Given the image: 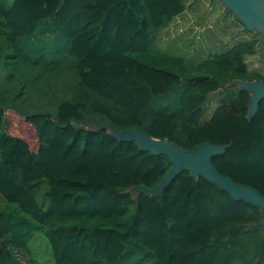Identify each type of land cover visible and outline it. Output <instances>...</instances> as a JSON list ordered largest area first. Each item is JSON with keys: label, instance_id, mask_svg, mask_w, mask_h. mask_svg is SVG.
<instances>
[{"label": "trees", "instance_id": "1", "mask_svg": "<svg viewBox=\"0 0 264 264\" xmlns=\"http://www.w3.org/2000/svg\"><path fill=\"white\" fill-rule=\"evenodd\" d=\"M184 7L0 0V264H38L36 230L52 264H264V236L248 227L257 206L184 168L158 194L131 196L128 186L155 185L171 162L83 127H135L186 149L224 143L211 156L218 171L264 195V96L247 117L250 93L225 85L264 80L246 61L262 36L240 26L249 37L187 64L157 42ZM8 113L28 129L8 130Z\"/></svg>", "mask_w": 264, "mask_h": 264}, {"label": "water", "instance_id": "2", "mask_svg": "<svg viewBox=\"0 0 264 264\" xmlns=\"http://www.w3.org/2000/svg\"><path fill=\"white\" fill-rule=\"evenodd\" d=\"M220 1L224 9L230 10L243 27L261 34L262 40L258 43L257 50L261 56L262 64H264V0ZM229 83L236 84L239 89L247 90L250 93L246 110V116L250 117L256 109L257 102L264 96V80L260 78L252 80L233 78ZM83 127L90 129L105 128L106 132L113 137V140L128 141L133 139V143L139 149L148 150L153 154L163 153L166 155L167 160L171 162L167 171L155 185L150 187L142 184L130 185L126 188L130 194L129 189L134 190V195L140 191L146 194H158L170 179L184 168L188 170L190 179L203 176L227 191L231 198L243 199L250 202V206H257L260 220L250 224L248 227L259 230L264 236V195L253 187L236 182L228 175L220 173L211 161L213 154H221L224 150V143H213L205 140L190 149H186L170 140L145 135L135 127L119 129L109 123L84 125ZM134 195L131 194V196Z\"/></svg>", "mask_w": 264, "mask_h": 264}, {"label": "rangeland", "instance_id": "3", "mask_svg": "<svg viewBox=\"0 0 264 264\" xmlns=\"http://www.w3.org/2000/svg\"><path fill=\"white\" fill-rule=\"evenodd\" d=\"M234 18L236 17L230 10L224 9L220 0H185L184 9L175 15L166 27L158 30L157 42L165 52L177 54L182 57L185 63L194 64L227 48L231 42L228 36L231 37V35H225L229 34L228 31L232 26V23L229 24L227 20H234L236 25L242 26L237 21L238 19ZM246 61L249 68L261 67L264 69L259 52L246 57ZM229 82L230 80L225 85L233 84ZM216 94V91L209 93L207 103H205L204 116H207L218 102ZM6 118L8 119L6 128L12 133L18 134L20 130L28 129L13 114L8 113ZM26 137L32 139L30 134H27ZM129 190L134 195V190ZM36 195L38 199L41 197L40 190ZM0 202H3L1 196ZM29 244L38 264H52L50 249L41 230H36L33 233Z\"/></svg>", "mask_w": 264, "mask_h": 264}, {"label": "crops", "instance_id": "4", "mask_svg": "<svg viewBox=\"0 0 264 264\" xmlns=\"http://www.w3.org/2000/svg\"><path fill=\"white\" fill-rule=\"evenodd\" d=\"M227 22L229 24L232 23V26L230 27V29L228 31L229 34L225 35V36L231 35V37L228 36L229 41H231L229 43V45L232 44L233 42H235L236 40H238L237 38H239V37L244 36V38H247L250 36L251 33L249 31L246 32V31L242 30V28L239 25H236V22L234 20L228 19ZM248 56H250V55H247L246 57H248Z\"/></svg>", "mask_w": 264, "mask_h": 264}]
</instances>
